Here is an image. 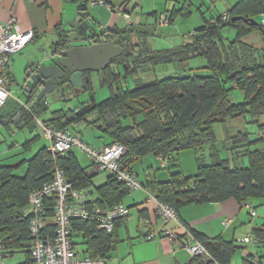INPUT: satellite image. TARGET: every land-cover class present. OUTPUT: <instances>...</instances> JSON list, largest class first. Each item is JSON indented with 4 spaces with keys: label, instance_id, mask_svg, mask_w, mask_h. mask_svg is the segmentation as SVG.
<instances>
[{
    "label": "trees",
    "instance_id": "1",
    "mask_svg": "<svg viewBox=\"0 0 264 264\" xmlns=\"http://www.w3.org/2000/svg\"><path fill=\"white\" fill-rule=\"evenodd\" d=\"M84 6L80 4L78 9L82 19H85L82 13ZM263 14L264 0H239L228 14L204 21L201 27L185 36L188 41L174 48L152 51L145 42L136 38L140 55L131 68L123 71L124 77L138 71L147 74L156 67H172L175 71L177 69V73L147 81L136 80L129 90L120 84L121 73L114 74L107 69L100 80L110 89L106 100L100 103L91 100L86 110L81 112L79 107L70 111L57 110L51 120L44 123L58 129L66 128L71 133L73 125L84 121L86 115L94 114L93 121L89 123L99 127L101 133L110 139L108 146L118 143L126 149L125 164L132 165L133 158L139 160L149 154L165 157L172 163L179 152L192 150L199 154L193 176H185L176 164L167 182L158 184L150 180L142 186L176 213L187 204L226 199H234L239 205L247 203L256 212L249 201L264 199V49H257L242 39L253 31L264 33L261 25ZM223 16L226 20H222ZM170 19L168 17V21ZM223 29L232 30L233 39H224ZM67 35V32H62L59 36L60 43L55 52L62 50ZM129 37L120 40L126 43ZM108 38L112 37L102 35L98 39ZM197 57L205 62V76H198L189 68V61ZM125 59L121 55L115 61L121 64ZM83 89L93 96L91 83ZM233 91L241 92V103L231 100ZM32 109L22 110L23 116L32 114ZM227 119H243L244 124L254 126L255 130L250 132L244 126L229 134L223 129ZM216 127L221 134L216 133ZM224 143H228L229 148ZM205 147H209V163L202 161L203 155L199 153ZM233 156L246 158L247 165L240 167L234 163L231 166L229 160ZM52 163L45 148L28 161L0 166V244L12 256L14 250L19 251L25 257L22 264H31L28 252L30 214L26 213L28 197L32 190L49 181ZM55 164L63 171L72 189L80 193L89 187L90 178L79 165L76 151L58 156ZM110 179L106 185L97 188L99 199L95 206L111 208L118 205L129 191L112 177ZM53 206L54 199H47L46 218L49 220L53 217ZM70 224L72 241L73 237L80 235L89 257L104 258L112 235L98 230L92 220L74 219ZM188 228L216 264L229 263L238 242L209 239ZM46 229L49 235L53 234L51 220L47 222ZM253 240L264 243V229L254 232ZM191 264L205 263L194 260Z\"/></svg>",
    "mask_w": 264,
    "mask_h": 264
},
{
    "label": "crops",
    "instance_id": "2",
    "mask_svg": "<svg viewBox=\"0 0 264 264\" xmlns=\"http://www.w3.org/2000/svg\"><path fill=\"white\" fill-rule=\"evenodd\" d=\"M238 1L0 0V32L2 26L10 19H14L22 31L33 32L30 43L11 59L9 72L11 96L0 110V125L8 128L10 124H14L18 130L27 128L30 133H33L38 130L36 120L42 123L51 120L53 113L57 110L47 113L41 105L38 107L33 103L25 105V101L17 92L16 97H19L24 105L18 104V101L16 99L14 101L11 97L16 91V82L20 81L33 65L47 63L46 59L52 55L54 44L59 42V36L62 35V32H67L77 37L76 40H81L83 37L79 35L81 29H78L77 26H71L75 18L79 17L96 33H101L106 37L115 36L113 40L130 36L133 41L138 38L145 42L152 51H165L188 41L185 36L201 27L204 21L207 22L228 14ZM80 4H85L82 12L85 19H82L78 14ZM162 14L171 18L165 25L157 23L158 17ZM127 20L132 24H127ZM177 26H180L178 27L179 33L174 30ZM115 31L119 33H114ZM172 32H175L176 35L179 34L177 39L180 44L165 49H153L151 47V41L163 40L164 37L168 38ZM242 40L257 49H264V33L253 31L245 35ZM83 44L85 43L76 42L72 46ZM100 80V77H92V89L93 82L98 83ZM79 84V87L68 86L66 88L65 92L68 94L67 100L69 101L67 107L69 109L59 110L70 111L79 107V111L84 106H89L91 100L87 101L80 98L86 92L83 89V84L81 82ZM72 101L76 102L74 107L70 106ZM31 107L35 111L32 109V114L23 116L22 110L27 111ZM93 119L94 114L86 115L84 121L73 125L70 130L71 133L81 137L92 148L108 146L111 143L110 139L101 133L99 127L89 123ZM237 128L240 127L237 126ZM84 129L89 134L83 135ZM34 134L36 135L34 138L29 140L25 138L23 143V147L31 154L33 153L30 157L22 154L19 159H15L18 156L16 154L0 160V166H13L22 161H28L41 150L47 148L48 142L40 134V131L38 130V133ZM18 142L0 137V149H3V153H7L9 147H19ZM186 151L192 150L179 152L172 163L167 162V160L162 162L158 156L153 154L146 155L132 164V171L141 185L144 186L150 180H154L158 184L167 182L174 171L172 167L176 164L179 165L185 176H193L195 173L189 171L187 174L182 166L183 160L186 159L181 158V155L188 153ZM78 155L80 154L76 153L79 165L90 178L89 187L80 191V194L86 195L83 199L86 207L95 206L99 199L97 188L106 185L111 179L108 174L96 170L88 159ZM194 155L196 159L197 154L195 152ZM10 159L13 160L2 163ZM241 164H244L242 160L238 165ZM233 165L231 164V166ZM253 200L256 203L249 201L256 208V215L252 218L249 216L248 210L241 207L234 199L214 203L187 204L178 209L177 215L181 223L209 239L220 238L223 241L237 243V240L250 236L252 241L248 243H235V251L228 264H264V243L253 240V233L264 229V199ZM120 204L128 209V216L114 224L110 248L104 256L106 264H191L189 254L182 249L179 241L170 243L163 238L162 232L167 228L174 229L177 234L180 232L174 225L164 224L160 218L154 215V204L147 201L144 191L129 190L122 197ZM26 213L30 214L29 204ZM50 220L52 221V219ZM50 220L46 218L47 222ZM149 235H153L150 240L147 239ZM73 243L75 251L80 257L89 256L84 240L80 235L73 237Z\"/></svg>",
    "mask_w": 264,
    "mask_h": 264
},
{
    "label": "built area",
    "instance_id": "3",
    "mask_svg": "<svg viewBox=\"0 0 264 264\" xmlns=\"http://www.w3.org/2000/svg\"><path fill=\"white\" fill-rule=\"evenodd\" d=\"M222 20H226V16H223ZM157 23L159 25L167 24L168 16L166 14L160 15ZM127 24L132 23L127 20ZM261 25L264 27V14ZM32 38L33 32L22 31L14 19L8 20L1 28L0 110L11 96L9 85L11 59L23 50ZM36 122L40 134L48 142L46 151L50 154L53 163L49 170V181L32 190L28 197V204L30 205L28 252L31 264H106L103 257H80L77 254L71 239V220H92L96 223L98 230L112 235L115 222L128 216V209L121 204L111 208L98 206L88 208L85 206L83 199L86 195L72 189L63 171L55 164V159L58 156H63L71 150L80 152L96 170L108 174L128 190L139 189L144 191L147 201L154 204V215L160 218L164 224L174 225L180 232L177 234L174 229L167 228L162 232L163 238L170 243L179 241L182 249L189 254L191 262L195 260L199 263L216 264L204 246L195 239L189 228L179 221L176 211L157 201L153 193L141 185L132 171V165L123 162L126 149L121 144L113 143L95 149L87 145L78 135L70 133L66 128L58 129L37 120ZM159 159L162 162L167 160L162 156H159ZM133 161L136 162L137 160L133 158ZM49 198L54 199L52 217L54 231L52 235H49L46 229V201ZM240 206L248 210L251 218L255 217L256 212L249 204L241 203ZM152 238L153 235L147 237L149 240ZM250 241V236L237 240L239 244ZM12 257L11 254L4 251L2 244H0V264H4L6 259Z\"/></svg>",
    "mask_w": 264,
    "mask_h": 264
},
{
    "label": "water",
    "instance_id": "4",
    "mask_svg": "<svg viewBox=\"0 0 264 264\" xmlns=\"http://www.w3.org/2000/svg\"><path fill=\"white\" fill-rule=\"evenodd\" d=\"M235 19L237 18L232 20ZM71 26L80 28L79 35L84 36V39L76 40L77 37L68 34L67 42L61 48L62 50L55 52L60 42L54 44V51L46 59L47 63L33 65L22 79L16 82V92L25 101V105L40 104L46 111L49 96L65 91L68 86L79 87V82L84 88L86 84L91 83L93 74L102 77L103 71L121 56L122 48L112 38L97 41V38L102 37L103 34L96 33L79 17L75 18ZM76 42L85 44L72 46ZM128 47L129 43H124L125 54L128 52ZM16 100L18 104L24 105L19 97ZM87 107L84 106L79 112Z\"/></svg>",
    "mask_w": 264,
    "mask_h": 264
},
{
    "label": "rangeland",
    "instance_id": "5",
    "mask_svg": "<svg viewBox=\"0 0 264 264\" xmlns=\"http://www.w3.org/2000/svg\"><path fill=\"white\" fill-rule=\"evenodd\" d=\"M178 27H180V26H177L174 29L176 31V33H179ZM229 33H230V35H229ZM177 35L179 36V34H177ZM177 35L175 34V32H172L171 35L168 36V38L164 37V38H162L163 40H159V39L157 40L156 39L155 41H151L150 45L153 49L171 48L173 46L180 44V41L177 39ZM222 37L224 39H228V38L231 39L232 37H234V32L232 30L230 31L228 29H223ZM147 67L151 68L150 66H147ZM204 67H205V62L201 58L197 57V58H194V59L189 61V68L192 70V73H194L198 76L207 75V72L204 69ZM161 69H158V67H156L155 70H153L152 72L150 71V73H147V74L138 71L136 74H134L132 76H127V77H124V75H123L124 73L122 70L121 71L122 76L120 77V84L122 85V87L124 89L130 90L134 87L136 80L141 79V81H147V80H152L155 78H161V77L168 76V75H174L175 73H177L176 72L177 69L175 71V69H173L172 67H167L166 69H162V70ZM65 91H66V89H65ZM65 91L60 92V93H54L52 96H49L47 98V110H46L47 113H49L48 111H55V110H59V109H63V108L65 110L69 109L67 107V104L69 103V101L67 100L68 94ZM14 92H15L14 95H12V97H11V99H13V100L17 98L16 97L17 93H16V91H14ZM92 93H93L92 94L93 96H91V94L89 92H86L80 98H84L83 100H87V101L93 100V102H95V103H100L101 101H104L105 99H107L109 97L110 89L107 85H103L102 83H100V81L98 83L93 82ZM70 100H73V99L70 98ZM231 100L234 103H239V102L241 103L243 100L241 92L233 91L231 93ZM75 105H76V102L72 101L70 106L74 107ZM237 126H239L240 128H237ZM243 126H245L246 129L250 132H254V130H255L254 126L244 124L243 119H237V120L236 119H227L225 121V123H223V129L229 131V134H231L237 130H241ZM218 128L219 127H216L215 131L217 134H221L220 131H218ZM86 131L87 130H85V129L82 131L83 135L89 134ZM34 133H38V130H35L33 133H30L27 128H24L22 130H18L14 126V124H10L8 126V128L0 125V137H5L8 140L11 139L12 141L16 140V141L20 142V143L18 142L19 147H16V148L15 147L14 148H11V147L8 148L7 147L10 150V151L8 150L7 153L6 152L3 153L4 152L3 149H0V160H3L7 157H10V156H13L16 154H18V156H16L15 159H19L22 156V154H25L27 157H30V155H32L33 153L31 154V152H28V150H26L23 147V143L27 138H28L27 140L34 138L36 136ZM37 142H35V143H37ZM39 142H41V141H39ZM224 144H225L226 148H229L228 143H224ZM208 148L209 147H205L203 149V151H201V152L199 151V153L203 155L202 161H204L206 163H209V161L211 160L210 156H209ZM186 152H188V153H183L181 155V158L186 159V160H183V162H182L183 163L182 166L184 167V171L187 172V174H189L188 173L189 171H192V173H195L197 161H195L196 159H195L194 152L193 151H186ZM76 153L82 155L78 151H76ZM220 153H222V152H220ZM80 155H78V156H80ZM198 156H199V154H198ZM221 156L226 158L225 155H221ZM233 158L229 160L230 165L231 164L233 165L234 163H236V165H238L239 162L241 163V160L244 162V164L239 165L240 167H244L247 165L246 158H241V159L239 158L238 159V158H235V156H233ZM12 160L13 159H10L7 161L5 160L2 163L10 162ZM250 202L256 203L255 200H253V201L250 200ZM22 263H25V257L23 255L19 254V251H17V250H14V256L11 259H6L4 261V264H22Z\"/></svg>",
    "mask_w": 264,
    "mask_h": 264
},
{
    "label": "flooded vegetation",
    "instance_id": "6",
    "mask_svg": "<svg viewBox=\"0 0 264 264\" xmlns=\"http://www.w3.org/2000/svg\"><path fill=\"white\" fill-rule=\"evenodd\" d=\"M82 38L84 39V36ZM114 38H115V36L112 37V39H114ZM120 39L121 38H118L117 40L115 39L114 41H115V43L117 45H119L122 48V54L121 55H123V57L126 58L125 59L126 61H125V63H121V64H117L116 61H115L113 65H111V66H109V67H107L105 69V71L108 69L111 72H113L114 74H119V73H121L122 70L123 71L127 70V67L131 68L134 60L137 57H139V55H140V53H138V49L135 51V48L139 45V42L137 40L133 41V39L131 37H129V39H128V43H129L128 52H127V54H125V52H124V42H121ZM97 41H99L98 38H97ZM92 77L96 78V77H100V76L98 74H93Z\"/></svg>",
    "mask_w": 264,
    "mask_h": 264
}]
</instances>
